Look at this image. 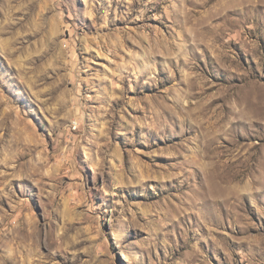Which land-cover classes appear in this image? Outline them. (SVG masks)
<instances>
[{"label":"rangeland","instance_id":"rangeland-1","mask_svg":"<svg viewBox=\"0 0 264 264\" xmlns=\"http://www.w3.org/2000/svg\"><path fill=\"white\" fill-rule=\"evenodd\" d=\"M0 264H264V0H0Z\"/></svg>","mask_w":264,"mask_h":264}]
</instances>
